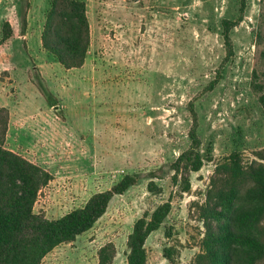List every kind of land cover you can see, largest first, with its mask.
Here are the masks:
<instances>
[{
  "label": "rangeland",
  "instance_id": "374dc122",
  "mask_svg": "<svg viewBox=\"0 0 264 264\" xmlns=\"http://www.w3.org/2000/svg\"><path fill=\"white\" fill-rule=\"evenodd\" d=\"M84 1L90 48L81 68L66 70L35 40L51 0H0V43L4 24L13 29L0 44V109L10 114L5 146L53 177L35 212L59 219L123 177L137 179L90 231L41 264H99L108 244L117 251L112 264H127L134 224L168 201L171 213L146 242L147 264H170L165 249L175 264H191L204 233L197 205L216 165L235 152L245 163L264 154V105L253 87L264 81V0H246L243 10L240 0ZM241 11L234 56L225 61L221 22ZM192 101L204 164L190 173V192L180 194L172 164L190 145ZM151 181L161 193L150 192Z\"/></svg>",
  "mask_w": 264,
  "mask_h": 264
},
{
  "label": "trees",
  "instance_id": "16d2710c",
  "mask_svg": "<svg viewBox=\"0 0 264 264\" xmlns=\"http://www.w3.org/2000/svg\"><path fill=\"white\" fill-rule=\"evenodd\" d=\"M243 10L246 0H240ZM30 5L27 3V8ZM22 31L27 30V14L23 15ZM221 22V38L225 61L234 56L232 32L242 21ZM13 36L12 26L4 24L1 43ZM41 43L66 70L81 68L90 48V24L84 0H51L44 23ZM254 73V78H257ZM218 76L207 87L218 85ZM260 92L264 105V81L253 85ZM192 126L188 132L190 145L172 164L173 184L180 194L191 190L190 173L203 167L202 140L199 134V115L195 102L188 105ZM10 114L0 109V264H41L44 258L63 243L74 242L90 231L106 214L113 198L124 195L137 184L133 176L123 177L110 190L91 196L86 204L59 219H48L34 210L40 191L52 180L49 171L6 148ZM245 163L235 152L216 165L203 204L197 205L198 218L204 233L200 253L191 264H264V154L257 153ZM152 193H161L154 181ZM171 201L146 213L134 224L127 241V264H147L146 242L159 230L171 213ZM170 264L175 259L165 249ZM117 251L113 244L99 251V264H112Z\"/></svg>",
  "mask_w": 264,
  "mask_h": 264
},
{
  "label": "crops",
  "instance_id": "0c3cea01",
  "mask_svg": "<svg viewBox=\"0 0 264 264\" xmlns=\"http://www.w3.org/2000/svg\"><path fill=\"white\" fill-rule=\"evenodd\" d=\"M27 23H28V19H27ZM28 31V29L26 30V32ZM41 35H42V32L38 35V37H36V41L38 42V44H40L42 46V43H41ZM24 38H27V37H24Z\"/></svg>",
  "mask_w": 264,
  "mask_h": 264
},
{
  "label": "water",
  "instance_id": "95a60500",
  "mask_svg": "<svg viewBox=\"0 0 264 264\" xmlns=\"http://www.w3.org/2000/svg\"><path fill=\"white\" fill-rule=\"evenodd\" d=\"M58 108V107H57Z\"/></svg>",
  "mask_w": 264,
  "mask_h": 264
}]
</instances>
